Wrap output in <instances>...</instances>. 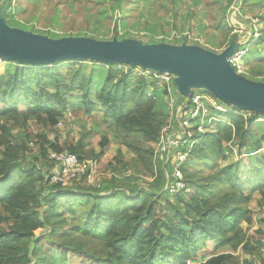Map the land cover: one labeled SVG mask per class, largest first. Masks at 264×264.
<instances>
[{
  "label": "trees",
  "instance_id": "16d2710c",
  "mask_svg": "<svg viewBox=\"0 0 264 264\" xmlns=\"http://www.w3.org/2000/svg\"><path fill=\"white\" fill-rule=\"evenodd\" d=\"M115 37L124 39L117 34ZM91 63L100 67L92 68L87 77L81 74V67H73L64 74L56 68L60 63L31 66L15 62H9L0 76V205L11 218L0 214V264H252L240 261L234 252L241 248L253 254L244 230L252 224L253 214L247 205L253 194L264 198V160L262 167L259 164L256 182V172L251 173L247 182L242 181L240 173L246 167L234 164L223 168L217 181L229 191L214 203L204 198L207 192H214L210 188H195L188 168L207 152H213L216 161H224V141L250 152L243 154L250 155L252 166H257L253 156L260 154L264 144V127L255 120L264 119V115H229V125L218 123L216 134L204 135L194 144L184 164L187 191L175 195L167 194L166 178L160 170L152 184L147 183V191L137 195L130 190L127 196L126 192L110 187H81L79 191L60 183L41 184L44 178L40 170L20 163L25 145L10 144L14 122L19 118L26 122L32 117L52 131L68 110L67 93L77 97V116H90L99 106L105 110L103 120L112 123L122 139L140 138L149 145L157 142L168 117L163 102L156 103L141 89H132L130 75L116 70L115 65ZM256 127L261 135L252 141ZM40 140L46 168L54 166L46 161L48 152H68L81 160L75 153L76 148L82 147L80 143L65 148L57 137L50 140L40 135ZM98 144L101 156L109 139L103 136ZM129 150L137 157L147 154L152 170L149 150ZM218 186L214 184V188ZM143 197L147 201L141 202ZM42 204L48 208L43 213L38 210ZM70 206L75 207L70 216L59 212L60 207ZM45 228L49 233L40 236ZM75 232L98 243L104 256L98 258L94 252L56 242L59 233L71 236ZM214 242L220 248L228 247L230 252L212 254L197 263L200 246Z\"/></svg>",
  "mask_w": 264,
  "mask_h": 264
},
{
  "label": "rangeland",
  "instance_id": "374dc122",
  "mask_svg": "<svg viewBox=\"0 0 264 264\" xmlns=\"http://www.w3.org/2000/svg\"><path fill=\"white\" fill-rule=\"evenodd\" d=\"M2 1L0 0V4ZM6 23L10 27L51 38L76 36L111 40L117 34L118 38H134L144 43L197 45L215 54H220L232 37L239 35L241 41L239 53L242 55L240 63L243 65L246 77L264 83V0H11ZM8 63L0 60V76L3 75ZM73 67H81V74L87 77L92 68L100 66L89 61L63 62L56 66L64 74ZM131 73L133 74H130L129 79L132 89H141L146 95L152 96L156 103L163 102L162 105L165 106L163 89L150 73L145 71L139 73L136 68ZM95 84L97 85V82ZM65 95L69 101L68 110L52 131L32 117L26 122L19 118L14 124L12 123L14 127L10 144L22 145V147L25 145V152L20 155V163L25 167H35L40 170L44 178L41 184L47 185L48 176L54 166L50 169L44 166L40 135H46L50 140L57 137L60 145H64L65 148L80 143L82 147L76 148L75 153L81 158L78 159L79 162L86 165L83 170L84 175L67 181L63 184L66 187H73L79 191L82 188L87 190L110 187L126 192L127 196L130 190L137 192V195L147 191V183L152 184L159 170L156 168L155 175L152 162L150 171L148 155L141 154L137 157L129 147L150 151V147L154 145L146 144L140 138L122 139L112 123L103 120L105 110L99 106L90 116H77L75 113L77 97L72 96L71 93ZM259 124L261 128L264 127V123ZM260 135V128H254L251 140L257 141ZM103 136L109 139V145L100 156L98 143ZM1 150L2 146L0 153ZM222 150L226 155L224 161H216L214 153L207 152L206 155H199L198 160L193 161L188 168L195 188L197 186L210 188L214 192H207L204 195L209 203L218 202L229 191L226 185H220L221 181H217V175L223 168L234 164L246 167L247 170L240 173L242 181L247 182L251 173L256 172L257 177L254 180L256 182L259 180V164L262 167L261 161L264 160V144L261 145L260 154L258 152L253 156L258 161L255 167L251 164L252 157L241 156L242 151L234 144L224 141ZM243 153L247 155L250 152L244 150ZM48 155L49 152L45 156L46 161L52 164ZM214 184L219 185L218 188H214ZM253 195L252 201L247 205L253 214L252 224L248 228L242 225L244 229L246 228L244 237L253 249V254L241 248H238L234 254L240 261L263 264L264 198L256 193ZM144 201L147 200L143 197L141 202ZM47 209V206L42 204L39 205L38 210L43 213ZM73 210L75 211V207H60L59 212L70 216ZM0 214L10 218L1 205ZM48 233L49 229L45 228L40 236ZM56 242L72 244L94 252L98 258L104 256L103 249L98 243L76 232L71 236L59 233ZM218 244L214 242L201 245L196 262L202 263L212 254L230 252L228 247L220 248ZM187 264L191 263L187 262Z\"/></svg>",
  "mask_w": 264,
  "mask_h": 264
},
{
  "label": "water",
  "instance_id": "95a60500",
  "mask_svg": "<svg viewBox=\"0 0 264 264\" xmlns=\"http://www.w3.org/2000/svg\"><path fill=\"white\" fill-rule=\"evenodd\" d=\"M9 4V0L0 4V60L31 66L78 60L169 73L185 104L193 90H203L239 111L264 115V83L237 75L227 61L241 47L239 35L220 54L197 45L144 43L134 38H51L10 27L5 18Z\"/></svg>",
  "mask_w": 264,
  "mask_h": 264
},
{
  "label": "built area",
  "instance_id": "2783aa9c",
  "mask_svg": "<svg viewBox=\"0 0 264 264\" xmlns=\"http://www.w3.org/2000/svg\"><path fill=\"white\" fill-rule=\"evenodd\" d=\"M241 57L238 49L227 61L237 75L246 77L243 65L240 63ZM115 69L129 75L135 70L125 64H117ZM136 69L139 73L144 72L139 68ZM145 73H150L164 90L168 115L157 142L150 147L154 172L156 175L157 168L164 174L167 194L175 195L187 191L183 168L194 144L206 134H216L218 123L229 125V115L247 118L251 112H243L227 106L203 90H193L189 103L185 104L174 87L173 75L148 70ZM255 121L264 123L263 118H257ZM241 156H246L243 150ZM48 158L54 164L48 176L50 184H65L84 175L83 170L86 165L81 164L74 154L49 152Z\"/></svg>",
  "mask_w": 264,
  "mask_h": 264
},
{
  "label": "crops",
  "instance_id": "0c3cea01",
  "mask_svg": "<svg viewBox=\"0 0 264 264\" xmlns=\"http://www.w3.org/2000/svg\"><path fill=\"white\" fill-rule=\"evenodd\" d=\"M253 196H254V195H253ZM252 199H253V198H252ZM252 199L250 200V202L252 201ZM258 201H259V200H258ZM258 201H257V202H258ZM250 202H249V203H250Z\"/></svg>",
  "mask_w": 264,
  "mask_h": 264
}]
</instances>
